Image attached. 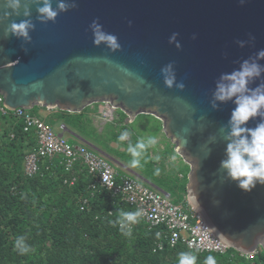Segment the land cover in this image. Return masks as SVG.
I'll list each match as a JSON object with an SVG mask.
<instances>
[{
	"label": "water",
	"instance_id": "water-1",
	"mask_svg": "<svg viewBox=\"0 0 264 264\" xmlns=\"http://www.w3.org/2000/svg\"><path fill=\"white\" fill-rule=\"evenodd\" d=\"M77 4L55 22H40L36 5L30 17L12 15L0 22L4 104L11 109L40 105L78 112L88 104L110 101L131 120L142 113L157 117L177 153L190 164L186 190L206 226L231 247L264 250V185L245 192L220 168L227 142L219 130L227 125L235 105L217 102L219 108L213 109L210 104L220 74L237 69L240 61L264 49V0L243 4L240 0H77ZM28 18L35 24L29 31L31 42L22 48V40L11 34L4 37L12 20ZM97 18L106 32L117 35L120 49L94 45L89 25ZM173 32L179 33V49L168 42ZM249 33L255 41L239 47L236 41L248 40ZM171 61L176 80L185 84L182 90L164 85L160 69ZM258 63L264 65V59ZM262 82L257 79L250 87ZM257 122L249 121V126ZM178 136L186 137V143ZM194 193H198L195 199Z\"/></svg>",
	"mask_w": 264,
	"mask_h": 264
},
{
	"label": "trees",
	"instance_id": "trees-1",
	"mask_svg": "<svg viewBox=\"0 0 264 264\" xmlns=\"http://www.w3.org/2000/svg\"><path fill=\"white\" fill-rule=\"evenodd\" d=\"M34 141L19 119L0 114V264H178L181 252L196 256V264H204L210 255L216 264H264L262 248L250 261L233 249L224 254L199 252L182 242L154 250L156 230L140 220L130 231L118 228L117 220L130 209L113 206L115 212L109 214L106 192L80 209L78 198L88 181L85 173L73 185L64 183L68 173L59 164L26 176L23 147L30 148ZM18 236L32 248L26 255L14 247Z\"/></svg>",
	"mask_w": 264,
	"mask_h": 264
},
{
	"label": "clouds",
	"instance_id": "clouds-1",
	"mask_svg": "<svg viewBox=\"0 0 264 264\" xmlns=\"http://www.w3.org/2000/svg\"><path fill=\"white\" fill-rule=\"evenodd\" d=\"M244 2L245 0H240L241 4ZM32 5H36L37 19L42 23L55 22L60 13L78 7L77 0H3V13L0 15V22L10 20L12 15L23 14L25 17H30ZM89 28L93 34L94 45L100 46L103 43L111 51L121 48L117 35L106 32L98 18L91 22ZM34 29L35 24L30 18L20 22L12 20L4 29V37L11 34L22 40L21 47L23 48L25 43L31 42L32 37L29 31ZM178 35L179 33L173 32L168 38L169 44H175L177 49L181 48L177 39ZM193 39H195V34ZM254 41L255 36L249 33L248 40H237L236 43L243 48L249 42ZM261 59H264V49L258 50L254 57L250 56L240 61L237 69L221 73L215 82V89L210 100L213 109L219 108L217 102L231 101L235 105L227 125L221 126L219 130L223 140L227 142L224 150L226 158L220 161V168L225 171L227 180L236 182L237 186L245 192H251L257 185H264V82L256 87H250V84L255 80H264V65L258 63ZM174 65L175 62L171 61L161 67L163 82L168 88L175 86L182 90L185 84L183 81L176 80ZM124 71L127 75H132L126 69ZM140 83H144L143 79H140ZM125 90L132 91L129 87H125ZM253 120L258 122L254 127H250L249 121ZM184 131L187 132L188 129H184ZM130 135L128 130H124L120 133L118 141H128ZM178 139L180 141L183 139L186 143V137L178 136ZM215 140L214 136L209 137L211 143H215ZM157 143V138L153 136L139 139L135 144L129 141L127 151L132 157L129 166L140 167L147 150L150 147H155ZM103 179L107 180L108 178L105 176ZM197 197L198 193H194L193 198ZM142 215L140 210L122 213L121 230L126 228L129 223L138 222V218ZM14 247L20 255H26L32 251L24 236L16 238ZM196 259V256L189 252H181L178 256V264H196ZM204 264H216V260L210 255L205 258Z\"/></svg>",
	"mask_w": 264,
	"mask_h": 264
},
{
	"label": "built area",
	"instance_id": "built-area-1",
	"mask_svg": "<svg viewBox=\"0 0 264 264\" xmlns=\"http://www.w3.org/2000/svg\"><path fill=\"white\" fill-rule=\"evenodd\" d=\"M99 102L104 106L103 118L113 119L119 108L112 106L110 101ZM30 110L23 107L15 109L7 107L4 104V96L0 93V114L15 116L21 121L23 131L31 132L35 140L24 155L23 172L26 176L33 177L40 173L42 168L49 169L59 164L68 173L63 180L64 183L73 185L78 175L85 173L88 181L85 192L78 198L80 209L89 207L91 200L98 193L106 192L111 203L108 208L109 214L115 212L113 206L118 208L126 206L130 209L128 212L142 211L143 215L138 220L144 222L148 229L156 230L154 250H161L165 245L174 247L182 242L189 250L199 252L224 254L233 249L247 261L257 254L260 247L244 252L220 241L206 226L188 193L183 195L180 201L170 200L168 193L155 189L134 174L120 172L103 153L84 143L69 142L66 137L53 129L51 123ZM126 116L128 123L133 121L128 114ZM105 176L107 180L103 179ZM121 219L122 214L117 220L120 229ZM134 225L135 223H129L123 230L130 231Z\"/></svg>",
	"mask_w": 264,
	"mask_h": 264
},
{
	"label": "crops",
	"instance_id": "crops-1",
	"mask_svg": "<svg viewBox=\"0 0 264 264\" xmlns=\"http://www.w3.org/2000/svg\"><path fill=\"white\" fill-rule=\"evenodd\" d=\"M103 108L101 102L88 104L78 112L36 105V107H33V113L51 123L52 126H57L56 131L66 137L68 141L69 139L72 140L69 142L84 143L110 159L113 157L94 144L95 134H120L124 130H128L131 134H160L154 135L158 140L157 145L149 148V152L158 167L156 171L152 172V177L156 181L146 178L143 173L128 164L112 159L114 165L120 172L134 174L164 193L169 194L168 189L173 190L177 195L187 192L186 185L189 182L190 164L177 153L174 143L165 135L162 121L149 114L154 121H146L145 124L138 127L139 129H133L131 124L134 122L135 117L131 124H126L127 116L125 114L126 118L125 116L121 118L118 113L123 111L119 109L113 119L106 120L102 115ZM49 116H52L53 119H50ZM66 119L69 122L68 125L64 123ZM61 125L63 128H61ZM110 144L119 150L123 151L125 149L123 145L116 141H111ZM183 184L185 185V192H183Z\"/></svg>",
	"mask_w": 264,
	"mask_h": 264
},
{
	"label": "rangeland",
	"instance_id": "rangeland-1",
	"mask_svg": "<svg viewBox=\"0 0 264 264\" xmlns=\"http://www.w3.org/2000/svg\"><path fill=\"white\" fill-rule=\"evenodd\" d=\"M30 111L33 112V108ZM118 112L119 111L117 110L115 112V114H117ZM118 114L120 115L121 118H123V116H125V113H123V112H119ZM49 118L53 119L52 116H49ZM125 118H126V116H125ZM151 120H153V119L149 114L142 113V114H138L135 116L133 123L132 122L128 123L126 121V124L132 123L131 127L133 129H139L138 128L139 126L145 124L146 121L148 122ZM64 123L67 125L69 124L67 119L64 120ZM53 129L56 131L57 126H53ZM119 135L120 134H95V139H93V141L97 147H99L100 149H102L103 151L108 153L111 157H113L112 159H115L117 161H120V162H123V163L129 165V162L132 159V157L130 156V154L127 151L129 141L132 144H135L139 139H142V138L147 139L150 136L154 137V135H160V134H131L130 139L128 141H124V142L118 141ZM69 141H72V140L69 139ZM111 141L118 142L120 145H123L125 147V149L122 151V150H119L118 148L113 147L110 144ZM28 149H29V146L24 145L23 152L25 153ZM112 159L109 158V160L114 164ZM136 169L139 170L141 173H143L146 178H148L152 181H156L152 177V172L156 171L158 169V167L154 161V158L152 157L151 153L149 152V149L147 150L145 156L142 158L141 166L137 167ZM138 179H140V178H138ZM168 191H170V193H169L170 194V200H172V201H180L182 199L183 195H185L187 193V192H185L184 194L177 195L175 192H173V190L168 189Z\"/></svg>",
	"mask_w": 264,
	"mask_h": 264
},
{
	"label": "flooded vegetation",
	"instance_id": "flooded-vegetation-1",
	"mask_svg": "<svg viewBox=\"0 0 264 264\" xmlns=\"http://www.w3.org/2000/svg\"><path fill=\"white\" fill-rule=\"evenodd\" d=\"M189 176H190V173L188 174V178H189ZM190 181V180H189ZM190 184V183H189Z\"/></svg>",
	"mask_w": 264,
	"mask_h": 264
},
{
	"label": "bare ground",
	"instance_id": "bare-ground-1",
	"mask_svg": "<svg viewBox=\"0 0 264 264\" xmlns=\"http://www.w3.org/2000/svg\"><path fill=\"white\" fill-rule=\"evenodd\" d=\"M193 202V201H192Z\"/></svg>",
	"mask_w": 264,
	"mask_h": 264
}]
</instances>
